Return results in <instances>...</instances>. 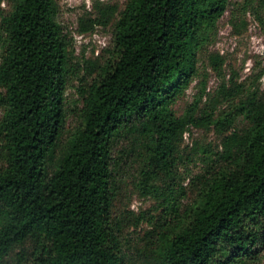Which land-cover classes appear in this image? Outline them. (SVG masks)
Wrapping results in <instances>:
<instances>
[{
  "label": "trees",
  "instance_id": "1",
  "mask_svg": "<svg viewBox=\"0 0 264 264\" xmlns=\"http://www.w3.org/2000/svg\"><path fill=\"white\" fill-rule=\"evenodd\" d=\"M230 5L126 0L81 19V32L113 26L114 36L96 77L80 84L73 128L66 93L75 69L58 0H9V11L0 9V264H134L115 216L124 158L113 155L125 139L142 150L135 185L159 204L142 264L262 260L264 92L249 88L217 118L198 116V106L181 116L174 109ZM211 61L222 69L221 57ZM190 127L221 135L195 176L180 167Z\"/></svg>",
  "mask_w": 264,
  "mask_h": 264
},
{
  "label": "rangeland",
  "instance_id": "2",
  "mask_svg": "<svg viewBox=\"0 0 264 264\" xmlns=\"http://www.w3.org/2000/svg\"><path fill=\"white\" fill-rule=\"evenodd\" d=\"M230 1L231 5L218 23L209 46L200 55L198 74L185 96L174 107L178 116L192 105L198 106V116L213 114L217 118L233 110L238 104V96L245 94L249 88H259L261 93L264 92V0ZM125 2L58 0L57 21L67 35L75 69L66 93L67 128H73L78 121L82 108L78 90L82 80L92 82L97 75L94 71L109 58V51L113 49V26L98 25L90 32H81L80 21L98 16V8L118 6L122 9ZM0 9L3 14L7 13L9 0H0ZM213 55L223 59L220 71L215 70V64L211 61ZM234 84L239 90L232 89ZM244 123L241 121L238 126L242 127ZM184 140L180 167L185 176L201 174L205 166L202 159L206 155L213 157L220 150L221 135L214 127H190ZM123 151L127 157L121 153ZM113 156L124 158L123 165L116 170L120 191H117L115 216L122 223L120 237L124 251L132 257L134 264H142L139 253L149 241L147 234L153 231L151 218H156L159 204L152 197L144 196L135 185L141 168L142 150L133 151L130 140L125 139L117 145ZM261 257L258 264H264V250ZM11 264H19V261L16 259Z\"/></svg>",
  "mask_w": 264,
  "mask_h": 264
}]
</instances>
